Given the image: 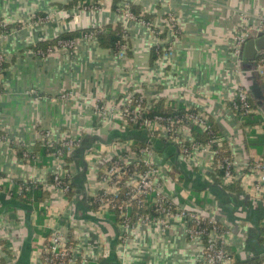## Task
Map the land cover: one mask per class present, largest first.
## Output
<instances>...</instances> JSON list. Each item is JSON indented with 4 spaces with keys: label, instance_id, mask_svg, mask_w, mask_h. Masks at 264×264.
I'll list each match as a JSON object with an SVG mask.
<instances>
[{
    "label": "crops",
    "instance_id": "crops-1",
    "mask_svg": "<svg viewBox=\"0 0 264 264\" xmlns=\"http://www.w3.org/2000/svg\"><path fill=\"white\" fill-rule=\"evenodd\" d=\"M125 1L0 0V136L7 137L0 139V178L40 183L50 192L39 205L45 211L39 223V208L15 206L0 187V264H43L41 243L55 228L74 243L77 264H200L203 246L189 240L180 222L166 230L138 224L126 237L111 214L97 216L92 198L103 162L92 152L135 131L122 130L120 121L102 125L96 104L123 108L143 94L151 109L164 98L166 107L181 105L179 113L192 108L210 118L236 163V180L250 161L264 162V148L247 147V140L264 138V76L255 71L263 55L255 65L243 63L241 78L233 56L238 30L257 32L264 24V0H143L135 5L149 27L119 13ZM7 27L8 33L1 30ZM107 27L125 30L124 53L103 48L90 35L75 39L72 49L50 48L46 54L36 49L66 33ZM239 81L256 100L254 114L262 124L245 126L233 112ZM143 132L135 137H144ZM44 133L54 142L71 134L82 139V147L89 145L84 155L77 149L68 155L70 196L52 191L48 157L25 161L26 151L44 146ZM191 139L193 130L186 134ZM158 140L152 142V161L172 165L164 183L175 203L225 226L236 264L264 260L253 259L264 254V195L245 190L242 182L241 191L224 189L210 152L177 160V148Z\"/></svg>",
    "mask_w": 264,
    "mask_h": 264
},
{
    "label": "built area",
    "instance_id": "built-area-1",
    "mask_svg": "<svg viewBox=\"0 0 264 264\" xmlns=\"http://www.w3.org/2000/svg\"><path fill=\"white\" fill-rule=\"evenodd\" d=\"M143 0H126L121 4L119 13L127 21L136 20L137 17L131 11V4H139ZM143 22V21H142ZM148 27L149 23L143 22ZM172 27L175 26L174 19H170ZM3 26V25H2ZM248 27L240 28L234 37L233 56L235 60L236 72L240 75L244 73L242 65L243 47L252 33ZM256 33L264 34V24ZM2 36L5 33H1ZM95 37V34H91ZM74 42H59L60 48L72 49ZM54 47L52 49H56ZM122 52L126 47L122 48ZM171 49V48H170ZM256 72L264 76V53L262 54ZM0 60L3 58L0 55ZM236 97L231 103V108L235 114H254L255 110L250 103V92L239 81L236 85ZM66 97H72V94ZM145 95L139 94L128 99L123 108L116 105L107 106L96 104L94 114L100 119V123H112L120 121L118 124L122 130L137 129L145 131L151 139L159 138L167 142L176 144L180 149V156L185 160L191 159L196 152L207 151L213 155L214 164L217 169L224 172V182L232 183L235 180V165L231 159L216 161L217 151L212 149L215 140L209 139L205 144L196 143L195 140H186L187 132L199 128L204 132H210L209 118L203 113L194 111L192 108L184 110L182 113L170 115H149L150 109L146 105ZM5 141L6 136H0ZM43 145L51 150L52 165L54 168L52 191L66 196L71 190L72 173L66 157L73 150L82 146V139L69 134L59 142H54L49 133H44ZM97 154L98 160L103 162L102 170L97 184V193L94 195L93 205L96 206L97 216L111 214L113 210H118L121 220V227L127 237L131 229L138 224H156L164 230L168 229L173 222H180L185 228L189 240L200 242L203 246L200 264H236L234 255L229 251V230L216 219L206 213L179 206L173 197L166 191L164 178L171 174L172 165H155L152 161L156 156L155 150L149 147H135L133 141H116L104 145L102 149H94L92 155ZM26 151L24 158L26 162L39 161L37 156H30ZM21 182V181H19ZM245 190H251L264 195V162L252 160L248 163L247 171L241 179ZM30 182L17 183V180L0 178V187H8L10 191L22 194L27 191ZM34 183V182H32ZM178 181L175 183L177 184ZM123 188L129 190L128 198L121 203H116L117 197ZM154 196V214H139L135 223L131 219V208L135 206L141 210H147ZM264 201V197H263ZM58 210V209H57ZM59 214L55 212V215ZM43 264H77L76 248L74 243L60 230L54 229L51 236L41 243L40 249ZM109 252H105L107 257ZM0 247V261H1ZM84 263H88L84 261ZM264 264V262L260 263Z\"/></svg>",
    "mask_w": 264,
    "mask_h": 264
},
{
    "label": "trees",
    "instance_id": "trees-1",
    "mask_svg": "<svg viewBox=\"0 0 264 264\" xmlns=\"http://www.w3.org/2000/svg\"><path fill=\"white\" fill-rule=\"evenodd\" d=\"M131 11L133 12V14L137 17V19L142 20L143 18L140 16V12L138 5L135 4H131ZM116 7V5H115ZM146 22H148L147 18L144 17V19ZM3 30V32L8 33L9 32V27L7 28H3L1 29ZM91 34H95V37L97 38L100 46H102L103 48H109V49H113L114 51H120L124 45L126 44V41L124 39L126 33L125 30L123 28H117V29H112L111 27H107V28H98V29H93V30H88V31H79V32H71V33H66L62 36H60L59 38L55 39L53 42H49L47 43L44 47H37V51H40L41 53H45L47 52L48 49L50 48H54V47H60L59 46V42H74L75 39L80 38V37H84L87 35H91ZM138 96V94H137ZM250 103L252 105L253 108H256V100L254 98H252L250 96ZM183 107L181 105H174L169 103V105L166 107L165 106V99L162 98L160 100H158L156 102V104L151 107L150 111H149V115L151 116H155V115H170V114H178L179 110H183ZM182 113V111L180 112ZM237 116L241 119V121L243 122V124L246 125H260L263 123V121L258 118L255 114H251V115H243L242 113H238ZM209 123H210V129H211V133L210 132H204L202 130H200L199 128H195L193 129V136H194V140L196 143H200V144H205L209 139H214L215 143L212 147V149L214 151H217L216 154V158L215 160H223V159H231L230 155L228 152H226L225 149V142L222 140V138L220 137V134L217 132L214 123L210 120L209 118ZM129 131H135V135H132L131 138L129 139H125L127 137H124L123 135L120 137L119 140L121 141H126V140H133L134 146L135 147H149V148H153L152 142H154V140H158L159 138H154L150 140V137L148 136V134L144 131H138L135 129H131ZM139 132H143L144 133V137H140V138H136L135 136H138L137 134ZM3 136V135H1ZM158 141H164L163 139H159ZM39 151H36L35 153L31 154L30 156H36V155H40L42 157L41 161H44L43 159L48 157V160L52 161L53 159L51 158L50 154H51V150L46 149L44 146L41 147V145H39ZM257 147L259 150L261 148H264V138L263 136H255V140H247V147ZM89 145H84L83 147L81 146V148L77 149L80 150L81 153L84 155L85 152L87 151ZM23 151L19 150L18 151V155H20V157L23 158ZM66 161L67 163H69V158L68 156L66 157ZM41 162H39L38 164L40 165ZM235 174V172H234ZM217 181L218 183L224 187V189H232L235 191H241L240 189V183L241 180H234L232 181V183L230 184H226L223 180L224 178V172L220 169H217ZM51 183L53 182V178L52 181H50ZM18 184H21V182L17 181ZM71 190L70 192L66 195V196H70L73 193V183L71 180ZM225 183V185H224ZM2 189H4L5 192H7V194L10 196V198L15 202V206H18L19 208H24V209H29L32 207H36L39 208V205L43 204L44 201L46 199H48L50 197V192L48 190H45L44 186L40 183H32L30 182L27 185V191H25L22 194H18L16 193V191H10L8 189V187H2ZM128 193L129 190L126 188H123L122 191L120 192V194L114 198L116 203H121L123 200L128 198ZM95 198H92V202H94ZM151 204L147 206V210H141L136 208L135 206H132L131 208V219L132 222L135 223L137 220V216L139 214H146V213H150L151 216H155L154 214V196L151 197ZM93 208L96 210V206L93 205ZM111 216L114 217L115 221L119 222L121 224V220L119 218V212L118 210H113L111 212ZM38 222L42 223V221L45 219V211L42 208H39L38 210ZM6 248H8L6 246ZM230 251V249H229ZM231 252V251H230ZM232 253V252H231ZM233 254V253H232ZM234 255V254H233ZM264 262V260H256L253 262H249L248 264H260ZM246 264V263H245Z\"/></svg>",
    "mask_w": 264,
    "mask_h": 264
},
{
    "label": "water",
    "instance_id": "water-1",
    "mask_svg": "<svg viewBox=\"0 0 264 264\" xmlns=\"http://www.w3.org/2000/svg\"><path fill=\"white\" fill-rule=\"evenodd\" d=\"M263 53H264V34L252 32L243 47V53H242L243 61L246 63H249L250 65H255L257 59ZM168 145H171L177 148L176 158L178 160L181 155L179 147L176 144L171 143V142H169ZM213 187H216V186H213ZM259 258L264 259V254L258 257H254L253 259H259Z\"/></svg>",
    "mask_w": 264,
    "mask_h": 264
}]
</instances>
